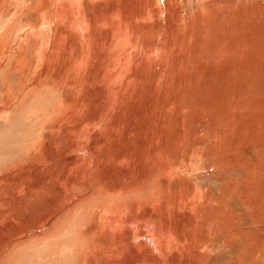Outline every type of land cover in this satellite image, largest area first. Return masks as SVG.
<instances>
[{"label": "rangeland", "instance_id": "rangeland-1", "mask_svg": "<svg viewBox=\"0 0 264 264\" xmlns=\"http://www.w3.org/2000/svg\"><path fill=\"white\" fill-rule=\"evenodd\" d=\"M80 2L0 0V264H264V0ZM139 180L138 239L102 241L100 187Z\"/></svg>", "mask_w": 264, "mask_h": 264}, {"label": "bare ground", "instance_id": "bare-ground-1", "mask_svg": "<svg viewBox=\"0 0 264 264\" xmlns=\"http://www.w3.org/2000/svg\"><path fill=\"white\" fill-rule=\"evenodd\" d=\"M54 1H57V0H54ZM65 2H68L69 4H71V5H74L73 6V9H75V11L77 10V12H78V10L80 11V7H81V5L79 4V2L80 1H82V0H64ZM88 1H90V2H93V0H88ZM53 3V2H52ZM81 3V2H80ZM61 5V3L59 2V6ZM62 10V9H61ZM46 11H47V9H46ZM71 11H73V10H70V11H66V17L70 20V22L72 23L73 22V26L72 27H70V30H72L71 32L75 35V33H78L79 35H80V33H79V31H80V29H79V31L77 32V28H78V24H77V19L76 18H74L73 17V15H72V13H70ZM74 12V11H73ZM46 13V12H45ZM75 14V13H74ZM149 14V13H148ZM46 15V14H45ZM48 16V15H47ZM59 16L60 15H54L53 16V18H56V20L57 21H59ZM61 17V19H62V16H60ZM145 17V16H144ZM42 18V17H41ZM66 18V19H67ZM46 19H47V17H46ZM147 19V18H146ZM49 21V20H48ZM48 21H47V23H48ZM55 21V20H54ZM53 23V22H52ZM80 23V22H79ZM58 24H59V22H58ZM86 24V23H85ZM50 25V24H49ZM55 25H57V24H55ZM83 25H84V20H83ZM73 27H75L74 29L75 30H73ZM52 30L51 31H54V28H51ZM49 31V30H48ZM82 31V30H81ZM134 31V30H133ZM132 31V32H133ZM39 33V32H38ZM46 33V32H45ZM82 33V32H81ZM42 37V36H41ZM132 41V40H131ZM147 49H149V47L147 48ZM130 50V49H129ZM129 50L127 49L126 51H124L123 52V54H122V57H121V61L123 62L122 64H123V67L125 66V63H126V60H128V57L127 56H129ZM162 51H161V49H160V46L159 45H155V46H153L152 47V53H150V52H148L147 51V53H143V58L142 59H145L144 58V56H147V57H149L148 56V54H153L152 56H153V58H154V61L153 60H147V59H145V61L147 62V65H154V63H156V61L155 60H158V55H156V54H159V53H161ZM123 74V68L117 73V74H115L114 76H113V78L114 77H118V76H121ZM43 81V80H42ZM124 86V85H123ZM105 114V113H104ZM104 116H107L106 114L104 115ZM155 128V127H154ZM80 155H82V156H86V157H88V158H85V157H83L81 160V162L82 163H86V164H89L90 163V161H91V159H90V155L86 152L85 153V155H84V153H79ZM127 158H125L124 156H122V157H120L119 158V165L120 166H126V164H127V160H126ZM154 159V158H153ZM118 161V160H117ZM71 164H73V163H71ZM128 166V165H127ZM72 170H73V168H72V165L70 166V171L72 172ZM87 170H84L83 172H81V176H79V177H76V176H74L73 178H75L73 181H72V185L70 186V187H73V189H70L71 191L72 190H74V191H76L75 190V188H79V190L80 191H82V190H84L86 187H87V184H88V178H86V176H87ZM142 178V177H141ZM77 180H80V182L79 183H77L76 181ZM81 180H82V183H81ZM140 181V180H139ZM137 182V183H139L137 186H133L132 185V187H129V186H127L126 185V188L125 189H123V190H120L119 192H115V188L116 187H113V189L111 190V191H109L106 187H100V192L97 194V198H95V200H98L99 201V196L100 197H102V196H104V197H106V198H111V197H113V198H115V200L113 201L112 199V203L110 204V205H108V207H106L107 208V210L106 211H104L103 212V214H102V217H101V220H100V222H99V224H98V222H96V223H94V221H93V223L94 224H92L90 227H93L94 229H96V231H97V233L98 234H96L95 232H93L94 230H93V228L91 229V230H89V235H88V238H89V236H91L92 237V235H94V234H96L97 235V237H99V238H101L102 239V241L104 240V239H107V236H106V234L107 233H109L110 234V236L112 237V239L114 240L115 238H114V233H113V231L115 230V232H117L118 233V235L122 238V233L125 231L123 228H128L127 230H126V233L128 234V236H127V238L125 239L126 241H128L129 239H135V238H137L138 239V237L139 236H137V234H136V223L135 222H138V221H140L139 220V218H136L132 223H130L129 225H125V223H124V218L122 217V216H120V215H115L116 213H121V212H124L125 210L126 211H128L129 212V210H130V206H131V203L130 204H126V205H124V206H118V208H114V209H112V205L113 204H116V201H118V198L119 197H124L125 195H133V194H135L136 193V189L137 190H140V188L142 187V185H143V183L140 181V182ZM107 182L108 181H105L104 183H105V185L107 184ZM144 182V181H143ZM118 183V182H117ZM145 183H147L146 181H145ZM112 185V184H111ZM119 185V184H118ZM107 186V185H106ZM104 197H102V198H104ZM129 199V198H128ZM163 201H167V204H168V199L166 198V199H164ZM137 202V201H136ZM175 204H176V207H174V210H168V211H173L175 214L177 213V214H180V210H183V208H184V203H183V200H182V198H181V200H179L177 203H176V201L174 200V206H175ZM141 206V205H140ZM144 206V205H143ZM71 208H73V207H71ZM84 208V207H83ZM96 208V207H95ZM94 207H93V209H91V210H93V216L92 217H94V216H96L97 214L95 213V212H97V211H99V209L98 208H96L95 209ZM127 208V209H126ZM73 209H77V207L76 208H73ZM73 209H71L70 211L71 212H73ZM160 209H162V207L160 206V205H156V206H154L153 207V210L154 211H156V210H160ZM79 210V209H78ZM80 211V210H79ZM82 211V210H81ZM81 211H80V214H81ZM86 211H89V210H86ZM125 211V212H126ZM137 211H139V210H137ZM142 211V210H141ZM82 212H84V211H82ZM131 213V212H130ZM129 213V214H130ZM152 212H148L147 214L149 215V214H151ZM194 213V211H191V213L190 214H193ZM76 214V213H75ZM79 214V212H78V214H76V215H80ZM84 214V213H83ZM89 214H90V212H89ZM141 215V214H140ZM160 214L159 213H157V214H154L153 213V216L152 217H149V221H147V223L145 224L146 225V231H145V235L147 236L148 234H150L149 235V237H144V240L146 241L145 243L146 244H148V245H150L151 246V248H152V252L154 253V254H156V255H160V248H159V246H158V242L163 238V237H165V236H168V237H170L171 238V236H169L170 235V233L168 232V231H166V232H162L161 231V225H160V223H158L157 221H156V218H155V216H159ZM137 217V216H136ZM141 218V217H140ZM152 218V219H151ZM154 218V219H153ZM95 219V218H94ZM148 219V218H147ZM151 221V222H150ZM135 223V224H134ZM148 228V229H147ZM90 229V228H89ZM83 232V231H82ZM92 234V235H91ZM93 238V237H92ZM120 238V239H121ZM97 239V238H96ZM109 239V241H110V243H109V248H112L113 249V251H116V249H117V251H122V248H121V246H119V247H116V244H115V242H113L112 241V239L109 237L108 238ZM136 239V240H137ZM88 240V239H87ZM86 240V241H87ZM140 241H138V243H139ZM90 243V242H89ZM97 244V243H96ZM99 244V243H98ZM140 244V243H139ZM159 244H161V242H159ZM162 245V244H161ZM92 246V245H91ZM100 246V245H99ZM95 247V246H94ZM101 247V246H100ZM96 249V248H95ZM103 249V248H102ZM117 254H119V253H117ZM142 260H138L137 258H135L134 259V262L133 263H138V262H141L140 264H152V263H150V262H148V261H145V260H143V256H142V258H141ZM162 261V259H160V262ZM123 264H131V263H129V262H124ZM163 264H166V262L164 261V263Z\"/></svg>", "mask_w": 264, "mask_h": 264}]
</instances>
